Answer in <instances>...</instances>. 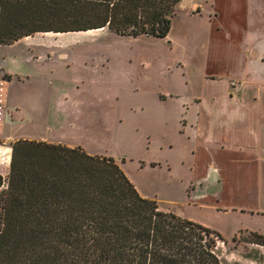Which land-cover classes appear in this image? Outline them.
Listing matches in <instances>:
<instances>
[{
	"label": "rangeland",
	"instance_id": "obj_1",
	"mask_svg": "<svg viewBox=\"0 0 264 264\" xmlns=\"http://www.w3.org/2000/svg\"><path fill=\"white\" fill-rule=\"evenodd\" d=\"M206 17L186 15L179 0L162 37L124 35L105 27L82 33L36 32L1 45L0 82L5 70L13 75L2 83L8 110L0 143L9 146L10 155L9 138L78 141L90 153L112 157L139 192L155 198L161 209L218 227L225 242L218 241L216 252L227 264H264V245L251 233L264 235V230L245 229H264L260 221L250 223L242 213L204 207L186 191L195 145L182 120L190 108L184 96L200 95L209 83L215 84L218 73L206 65L213 28ZM49 50H70L86 60L69 66L51 63L44 60ZM83 74L82 80L75 78ZM228 91L220 96H233ZM252 170L247 168L246 176ZM0 171L6 178L9 164L0 165ZM247 184L233 195L240 202L256 196L255 185Z\"/></svg>",
	"mask_w": 264,
	"mask_h": 264
},
{
	"label": "trees",
	"instance_id": "obj_2",
	"mask_svg": "<svg viewBox=\"0 0 264 264\" xmlns=\"http://www.w3.org/2000/svg\"><path fill=\"white\" fill-rule=\"evenodd\" d=\"M178 1L0 0V46L36 32L105 27L162 37ZM4 180L0 264H227L217 230L161 209L110 156L16 138ZM251 233L264 245L263 234Z\"/></svg>",
	"mask_w": 264,
	"mask_h": 264
},
{
	"label": "crops",
	"instance_id": "obj_3",
	"mask_svg": "<svg viewBox=\"0 0 264 264\" xmlns=\"http://www.w3.org/2000/svg\"><path fill=\"white\" fill-rule=\"evenodd\" d=\"M180 1L184 13L191 18L209 16L208 23L211 22L213 28L208 33L206 65L212 72H218L215 84L209 83L200 95L184 96L190 108L187 106L182 120L189 126L195 145L186 191L189 190V194L204 207L242 213L248 222L257 220L263 226L264 0ZM60 51H47L44 60L65 66L74 60H86L70 50ZM41 54L39 52L34 57L38 58ZM5 73L9 78L3 79L4 86L13 75L7 70ZM82 77L84 74L75 75L81 80ZM224 90H229L228 94L232 92L233 96H220ZM7 96L5 92V115L0 132L4 130L6 122ZM16 138L19 137L9 139ZM45 140L70 146L80 145L78 141L68 138ZM247 168L253 169L249 171V176H246ZM194 180L196 184L201 182V187L194 185ZM242 184L255 185L252 188L256 190L254 200L245 203L240 202V196L235 199L233 195L238 192L235 190ZM248 228L264 230L259 226L245 227L246 230ZM215 230L219 231V228L215 227Z\"/></svg>",
	"mask_w": 264,
	"mask_h": 264
},
{
	"label": "built area",
	"instance_id": "obj_4",
	"mask_svg": "<svg viewBox=\"0 0 264 264\" xmlns=\"http://www.w3.org/2000/svg\"><path fill=\"white\" fill-rule=\"evenodd\" d=\"M3 81L1 80L0 82V125L3 122V118L5 115V106H4V101H3ZM9 146L5 145L4 143H0V165L2 164H9ZM0 176L2 177V179L4 180L5 176L4 173L2 171H0Z\"/></svg>",
	"mask_w": 264,
	"mask_h": 264
},
{
	"label": "bare ground",
	"instance_id": "obj_5",
	"mask_svg": "<svg viewBox=\"0 0 264 264\" xmlns=\"http://www.w3.org/2000/svg\"><path fill=\"white\" fill-rule=\"evenodd\" d=\"M99 30H102V29H95V30H89V31H99ZM89 31H83V32H89ZM70 33H82L81 32H70ZM57 34H68V33H57Z\"/></svg>",
	"mask_w": 264,
	"mask_h": 264
}]
</instances>
